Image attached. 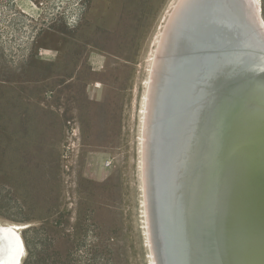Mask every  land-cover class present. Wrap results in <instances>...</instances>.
Returning a JSON list of instances; mask_svg holds the SVG:
<instances>
[{
	"label": "rangeland",
	"instance_id": "1",
	"mask_svg": "<svg viewBox=\"0 0 264 264\" xmlns=\"http://www.w3.org/2000/svg\"><path fill=\"white\" fill-rule=\"evenodd\" d=\"M178 2L0 0V224H29L23 264H152L142 107Z\"/></svg>",
	"mask_w": 264,
	"mask_h": 264
},
{
	"label": "bare ground",
	"instance_id": "2",
	"mask_svg": "<svg viewBox=\"0 0 264 264\" xmlns=\"http://www.w3.org/2000/svg\"><path fill=\"white\" fill-rule=\"evenodd\" d=\"M247 1L232 0V3L237 5L238 11L232 13L229 0H213L205 10L200 8L197 0H181V3L178 2L181 7L177 4L178 11L167 24L169 30L167 35L163 36L165 40L160 46L158 45L160 57L153 62L156 75L155 78L151 77L153 81H149L150 77L147 79L142 107V138L145 141L142 142L143 158L140 166L141 175L144 178L145 189L142 188L144 189L142 194L146 202L144 209L148 221L147 227L144 225V230L152 264H160V259L163 261L166 259L162 248L159 247L162 231L160 230L161 211L158 206L161 202L174 204L175 193L178 194L180 191L182 193L177 197L178 210L176 213L180 215L178 213L180 211L188 218V221L194 223L191 229L186 227L187 220H184V224L179 223L187 230L186 233L197 235L200 227L203 228L204 225L205 231H212L218 223L221 211H224V215L229 213V221L232 225L229 227L230 237L227 235V245L223 251L228 254L233 264H264V167H257L253 170L254 168L250 166L252 165L250 156L255 152L264 164V153L260 156V151H262L260 149L264 150V130H262L264 129V42L256 43L258 38H255L261 33L264 34V22H259V17H256L259 18L258 21L252 20L254 17L250 10L252 4H248L253 1L250 3ZM206 14L210 17L208 18ZM243 14L247 16V21L250 23L252 21V24L246 29L242 26V29L246 30V32L242 30L246 37L241 40L243 32L240 31L239 24L245 22ZM210 19L214 20V23L235 26L238 39L232 34L230 36L228 31L216 30L209 23ZM253 26L255 29L251 30ZM245 41L251 48L256 49L249 50L250 55L246 58L238 59L237 65L223 63L221 66L224 72L217 73L219 67L215 64L217 56L220 55L225 59L227 54L220 53H226L230 44L243 57L247 50L242 48ZM189 60L196 61L191 63ZM185 61H188L185 66L192 67L190 69L183 67L180 71V64ZM207 61L208 63L213 61L214 65L212 68L205 67L209 72L205 75L202 64H207ZM194 67L200 71L196 77L198 81L192 79L194 78L192 74ZM215 67L216 69L212 70ZM185 76L192 78L186 79ZM227 76H231V79L226 80L225 78L221 84L217 83L219 79ZM236 78L238 81L235 82ZM164 81H166L165 85L168 84L166 89L168 88L170 95L175 94L176 87L180 88L181 108L169 110L166 107L161 112L159 89ZM206 84L207 86H204ZM195 87H199L204 92L197 95L198 99H193L191 97L194 95H190V92L194 93ZM218 93L225 94L228 100L222 103L218 101ZM213 104H218L214 111L223 105L224 111L220 114V118H225V120L220 124L224 126L220 130L222 133H219L215 141L219 143L223 152L227 153L224 154V160L217 170V175L215 165L211 168L210 174L212 175L209 182L206 180L203 188L195 184L196 189L195 192H191L190 207L187 211V194L192 190L191 168L194 161L187 162L190 156L180 151L181 148L186 152L190 151L191 143L195 139V135L192 134L195 130V120L197 122L199 117L204 115L206 118H210L211 115L213 118L216 117L212 110ZM175 117L177 119H174ZM216 152L217 150H214L206 158L209 166L215 161L218 162ZM179 170H181L180 173ZM217 180L220 184H214L210 188V182ZM175 181L179 182L176 186ZM208 193L209 201L205 206ZM192 200L197 203V208L194 207V203L192 204ZM181 203L183 204L180 205ZM204 206L206 213L201 210ZM199 208L203 214L198 213ZM28 226L29 224L23 223L0 224V264H23L27 247L22 230ZM179 253L183 256L182 251Z\"/></svg>",
	"mask_w": 264,
	"mask_h": 264
},
{
	"label": "water",
	"instance_id": "3",
	"mask_svg": "<svg viewBox=\"0 0 264 264\" xmlns=\"http://www.w3.org/2000/svg\"><path fill=\"white\" fill-rule=\"evenodd\" d=\"M197 2H199L200 8L205 10L212 4L213 0H197ZM229 5L232 8L231 9L232 13L238 12L237 11V5H235L234 2L232 3V0H229ZM209 14H206V15H208V18L210 17ZM243 17L245 19V22H242L243 24H239V27H241V29H240L241 32H243V31L246 32V30L242 29V26L246 29V27H248L249 25L252 24V21H251V23L249 21H247L248 19L246 18L247 16H245V14H243ZM213 21L214 20L210 19L209 23H211L212 27H214L216 30L228 31V34L230 36L232 34L233 37L235 36V38L238 39L237 29L235 26H232V24L229 25L226 23H214ZM233 25H238V24H233ZM254 29L255 28L253 26L251 30H254ZM244 32L241 33V40L244 39V37H246L245 36L246 34ZM243 44L244 45L242 48L247 49L245 51L243 57L241 54H239L238 51H235V48H232V46L230 44L228 46L230 48H228L229 50L226 53H220V54H227L225 59H224V57H222L220 55L217 56L216 62H215V64L219 65V67L217 69V73H219V72L223 73L224 72V69H222L223 66H221L223 63H225V64L231 63L233 65L234 64L237 65L238 59L240 60V59H243L244 57L246 58L247 56L250 55L249 50L256 49V48H251V46L247 43V41H245ZM245 54H247V55H245ZM195 61L196 60H191V61L189 60V62H191V63H194ZM186 62L188 63V61H185L184 63L180 64V71L182 70L183 67L184 68L187 67L186 69H190L192 67L190 65L185 66L187 64ZM206 63L207 64H202V67L205 70V75H207V73H209L208 71H206L207 70L206 68H208V66H210V68H212V65H214L213 61L212 62L210 61L209 63L207 61ZM215 69H216V67L213 68L212 70H215ZM199 73H200V71L197 70L196 67H194V71L192 72L194 78L186 77V76L185 77H186V79L192 78L193 80L198 81L196 79V77ZM217 73L215 74V76L217 75ZM181 75H183V74H181ZM185 75H187V72H185ZM192 79H190V80H192ZM201 80H202V78H201ZM222 82H223V79L219 80L217 83L221 84ZM165 83H166V81L162 82L160 84L161 89H159L161 92V95L159 94L160 99H161V101H159V105L161 107V112H162V110H165L166 107L169 110H171V109L173 110L174 108H176V109L181 108L182 106H181L180 97H179L180 96L179 95V89L180 88L176 87L175 88V94L170 95L168 92V88L166 89V86H168V84L165 85ZM204 86H207V84ZM202 93H204V92L201 91V89L199 87H195L194 93L190 92V95H194L191 98L198 99L197 95L202 94ZM217 96H218L217 97L218 101H220L221 103H222V101L226 102L228 100L225 94L223 95L222 93H218ZM167 105H169V106H167ZM216 105H218V104H213L214 107L212 108L213 113L216 114V117L214 116V118H213V116L211 115L210 118H206L204 115L201 118L199 117L197 122H196V120L194 121L195 130L192 131V134L195 135V139L191 143L192 146L190 147V151L186 152L182 148L180 151V153L185 152L190 156L189 159L187 160V162L194 161L192 168H191L192 190L190 191L189 194H187V201H188V204L186 207L187 211L189 210V207H190L189 204H190V200H191V192L192 191L195 192V189H196L195 184H197L198 187L203 188V185L206 184L205 183L206 180H207V182H209L208 180L211 178V175H212V174H210L211 168L213 166L215 167V165H216V175H217V170H218L219 166L221 165V162L223 163L224 154L227 153V152H223V149L220 148L219 143L217 141H215L216 137H218L222 133V132H220V130H221L222 126H224L222 123L220 124V122L221 121L224 122V120H225V118H220V114H222V112L224 111V109L222 108L223 105L219 106V108L214 111V108ZM212 110L210 109L211 112H212ZM237 110H240V109H237ZM217 116L219 117V119ZM174 119H177V117H175ZM209 119H210V121H209ZM192 120H194V119H192ZM192 120H191V122H192ZM169 122H172V121H169ZM192 128H193V126H192ZM214 150H217L216 157L218 159V162L216 163V161H215L213 165L211 164L212 166L211 165L209 166V162H208V160L206 161V158H208L210 156V154H212L214 152ZM258 157L259 156L257 155V152L252 153L250 156V160L255 162V161H257ZM184 159H186V158H184ZM209 161H210V159H209ZM213 170H212V173H213ZM180 171L181 170H179L178 172L180 173ZM176 175H178V173H176ZM221 179H224V178H221ZM177 180H178V178H177ZM178 181H181V179ZM178 181H175V186L178 185V183H179ZM194 182H196V183H194ZM212 182L213 183L210 182V188L214 184L215 185L220 184V182L218 180L212 181ZM201 190L202 189L200 188V191ZM174 191H175V189H174ZM167 193L169 194L168 191H167ZM181 193H182V191H180L178 194H177V192L175 193L174 204L171 205V203H169V202H167V203L161 202L158 206V208L161 211V214H160L161 228H160V230L162 231V236H161V240H160L161 242H159L160 243L159 247L162 248L164 256L166 258V259H164V261L160 259V264H233V262L230 260V257L228 256V254L223 251V250H225V246L227 245L226 240H228L227 235L229 234V231H230L229 227H231V225H232V223L229 221V219H230V217L228 216L229 213H227V214L225 213V215H224L223 214L224 211H221L222 213L220 214V217L217 220L218 223L216 224V227H214L212 231H208V230L205 231V225H204V227H203L204 230L202 227H200L201 229L198 231L199 233H197V235H192L189 232L186 233L187 230L185 228H183V226H182V224H184L183 223L184 220H187V224H186L187 226L186 227L189 229H191V227H192V225H194V223L193 222L191 223L190 221H188V218L185 215H183L180 211L178 212L180 215H178L176 213V211L178 210L176 207V203L178 200L177 197L179 194L181 195ZM208 199H209V193L207 196V200L205 201V206H207V203L209 201ZM193 203L195 204L194 207L197 208V205H196L197 203L194 202V200H192V204ZM182 204L183 203H181L180 205H182ZM205 206H204V209L201 208V210H203L202 212L206 213ZM184 208H185V205H184ZM179 209H180V206H179ZM192 210L193 209H191V211ZM201 210L199 208L200 212H198V213H202ZM177 218H178V220H177ZM199 218H201V217H199ZM180 222H182V224H179ZM202 223H203V219H202ZM228 237H230V235H228ZM179 251H182L183 256H180ZM214 256L216 258H214Z\"/></svg>",
	"mask_w": 264,
	"mask_h": 264
}]
</instances>
